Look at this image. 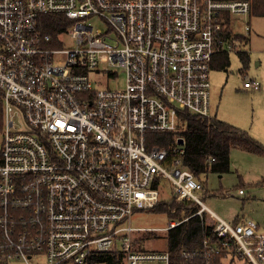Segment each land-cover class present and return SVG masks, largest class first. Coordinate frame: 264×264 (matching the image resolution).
Segmentation results:
<instances>
[{
	"label": "built area",
	"instance_id": "built-area-1",
	"mask_svg": "<svg viewBox=\"0 0 264 264\" xmlns=\"http://www.w3.org/2000/svg\"><path fill=\"white\" fill-rule=\"evenodd\" d=\"M250 11V0H0V264H96L108 253L117 264H216L222 248L206 240L178 256L137 248L131 214L157 203V178L195 202L243 264L264 263V230L210 209L180 136H154L176 131L180 110L209 116L211 64L236 50L233 17ZM49 14L66 22L54 34ZM119 70L122 87L93 86Z\"/></svg>",
	"mask_w": 264,
	"mask_h": 264
},
{
	"label": "rangeland",
	"instance_id": "rangeland-1",
	"mask_svg": "<svg viewBox=\"0 0 264 264\" xmlns=\"http://www.w3.org/2000/svg\"><path fill=\"white\" fill-rule=\"evenodd\" d=\"M91 21L104 29L105 24L99 18L94 17ZM245 23L250 30H244ZM232 25L246 40H239L236 50L229 53V65L225 69H210L209 116L245 130L264 143V15L249 13L248 16H234ZM238 51L248 53L249 60L244 69H241ZM245 77L256 79L259 88L245 87ZM92 84L94 87H122L124 74L119 70L118 76L111 80L101 73L96 80H92ZM262 176L264 157L232 149L229 171L204 174L199 194L203 202L225 220L233 223L235 215L242 214L258 221L260 229L264 230V188L250 185ZM239 189L242 192L239 193ZM236 218L242 220L238 216ZM170 220L162 211L134 209L131 224L139 229L133 230L132 236L140 238L143 246L163 248L165 228ZM244 261V256H235L231 264H243ZM8 264L26 263L22 259H12ZM28 264L44 263L33 257L28 259ZM224 264H230V258L224 259Z\"/></svg>",
	"mask_w": 264,
	"mask_h": 264
},
{
	"label": "trees",
	"instance_id": "trees-1",
	"mask_svg": "<svg viewBox=\"0 0 264 264\" xmlns=\"http://www.w3.org/2000/svg\"><path fill=\"white\" fill-rule=\"evenodd\" d=\"M250 14L264 15V0H250ZM62 15H44L46 29L54 34L60 27L66 24ZM58 25V26H57ZM239 40H246L242 34L236 35ZM242 62L241 69L246 67L249 60L246 51L237 52ZM229 53L216 55L211 64L212 68L225 69L229 65ZM2 126V103L0 102V129ZM158 134V135H157ZM157 144L169 145L174 143L175 137L180 136L184 140L185 154L183 164L199 181L204 184L202 176L208 172L225 173L230 169V152L238 149L253 155L264 157V144L257 141L245 130L222 121L216 117H201L188 110H180L178 113V129L176 131L155 133ZM163 137V138H162ZM163 139V140H162ZM239 179L241 177L239 176ZM165 182V183H164ZM250 185L264 188V176ZM159 191V199L151 208L155 211H162L171 220L179 221L175 226L166 229L163 248H150L139 244L141 239L137 238V248L165 249L172 256H178L182 249L194 250L202 247L206 240L208 245L216 244L222 248L216 255L215 263L224 264L226 252L229 251L222 245V240L217 238L210 228L201 225L198 215L193 213L198 209L195 202L179 198L178 194L166 179L157 178L153 183ZM237 218L233 222H237ZM230 264L235 256L239 254L230 249ZM100 259L105 264H117L118 258L112 254H102ZM264 264V263H263Z\"/></svg>",
	"mask_w": 264,
	"mask_h": 264
},
{
	"label": "crops",
	"instance_id": "crops-1",
	"mask_svg": "<svg viewBox=\"0 0 264 264\" xmlns=\"http://www.w3.org/2000/svg\"><path fill=\"white\" fill-rule=\"evenodd\" d=\"M250 30V29H249ZM251 137H253L251 134H249ZM254 138V137H253ZM255 139V138H254ZM256 140H258V139H256ZM260 142V141H259ZM262 144H264L263 142H261ZM241 151V150H240ZM245 153H247V152H245ZM249 154V153H248ZM240 190V189H239ZM239 217V219H248L247 217H244L242 214L240 215V214H238V215H235V217L233 218V220L236 218V217ZM257 222V224H258V227H259V229L261 228V225H260V223L258 222V221H256ZM261 230V229H260Z\"/></svg>",
	"mask_w": 264,
	"mask_h": 264
},
{
	"label": "water",
	"instance_id": "water-1",
	"mask_svg": "<svg viewBox=\"0 0 264 264\" xmlns=\"http://www.w3.org/2000/svg\"><path fill=\"white\" fill-rule=\"evenodd\" d=\"M177 141H178V143H179V144H182V143L184 142V140H183V138H182V137L178 138V140H177Z\"/></svg>",
	"mask_w": 264,
	"mask_h": 264
},
{
	"label": "bare ground",
	"instance_id": "bare-ground-1",
	"mask_svg": "<svg viewBox=\"0 0 264 264\" xmlns=\"http://www.w3.org/2000/svg\"><path fill=\"white\" fill-rule=\"evenodd\" d=\"M58 26V25H57ZM158 135V134H157ZM163 138V137H162ZM163 140V139H162ZM186 148V147H185ZM194 174V173H193ZM165 183V182H164Z\"/></svg>",
	"mask_w": 264,
	"mask_h": 264
}]
</instances>
